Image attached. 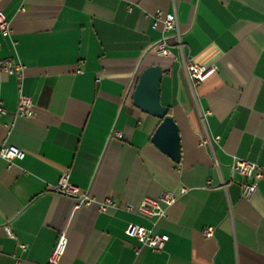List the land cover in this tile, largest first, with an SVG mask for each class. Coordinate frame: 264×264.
I'll use <instances>...</instances> for the list:
<instances>
[{"label": "crops", "instance_id": "obj_1", "mask_svg": "<svg viewBox=\"0 0 264 264\" xmlns=\"http://www.w3.org/2000/svg\"><path fill=\"white\" fill-rule=\"evenodd\" d=\"M0 9L12 30L0 31V59L24 66L21 78L0 70V144L12 122L7 140L25 152L10 164L0 156V264H45L60 230V264H264V0H0ZM157 9L176 12L182 49L174 30L152 25ZM161 38L169 55L154 50ZM183 55L217 70L192 86ZM152 64L179 126V162L151 142L159 119L132 101L135 73ZM20 93L35 105L30 118L13 115ZM205 136L211 144L200 145ZM237 158L261 166L250 199ZM65 172L115 205L76 208L54 190ZM163 190L177 196L164 216L125 209ZM131 222L167 234L163 248L128 236Z\"/></svg>", "mask_w": 264, "mask_h": 264}, {"label": "built area", "instance_id": "obj_2", "mask_svg": "<svg viewBox=\"0 0 264 264\" xmlns=\"http://www.w3.org/2000/svg\"><path fill=\"white\" fill-rule=\"evenodd\" d=\"M158 22H162L163 29L175 31L174 45L182 49V41L180 39V33L178 30V18L176 12H166L157 9L152 16V25L156 26ZM0 31L6 34H11L10 22L7 20L5 13L0 9ZM171 43L166 38H161L155 45L154 50L160 55H169L171 53ZM183 66L189 77L192 86L199 84L213 74L217 67L214 63L201 64L193 60L189 55H183ZM23 64L20 61H14L12 58L0 59V70L14 73L19 78L22 77ZM6 113V108L0 105V114ZM35 114V105L32 98L26 94L20 93L17 101L16 108L13 112L14 117L20 116L24 118H30ZM13 123L7 124L6 134L10 133ZM7 135L0 144V156L4 158L8 164L13 159H22L25 156L24 150L18 146L9 143ZM119 135V134H118ZM214 140H218V136L214 137ZM212 138L205 136L201 138L200 145L211 144ZM232 169L240 173L244 177V181L241 184V194L244 198L250 199L255 192L259 179L262 176L261 166L257 163L244 159L237 158L232 163ZM54 190L64 195L70 196L75 201V207L78 208L84 204L96 203L97 208L100 211L106 210L108 206H114L110 198L104 200H96L89 193L81 191L80 188L69 181V175L67 172L63 173L57 183L54 186ZM177 199L175 193L171 190H163L157 196L145 195L137 206L133 204H126L125 209L128 211H134L142 217L155 220L166 214L167 208L172 205ZM7 234L13 236L8 226H5ZM213 226H207L203 228L202 233L206 237L213 235ZM126 234L130 237L136 238L142 245L148 246L153 251L161 250L168 240V235L159 232H153L151 229L138 224L129 223L126 228ZM68 237L65 230L58 232L57 238L53 245V248L47 258L45 264H60L62 257L65 254L67 247ZM20 247H24L20 244ZM139 249H136L138 253ZM15 264H20V260H16Z\"/></svg>", "mask_w": 264, "mask_h": 264}, {"label": "water", "instance_id": "obj_3", "mask_svg": "<svg viewBox=\"0 0 264 264\" xmlns=\"http://www.w3.org/2000/svg\"><path fill=\"white\" fill-rule=\"evenodd\" d=\"M163 69L159 64L144 67L136 76L132 91L133 104L155 116L159 123L151 135V142L174 162L181 159L179 126L168 107L160 100V84Z\"/></svg>", "mask_w": 264, "mask_h": 264}, {"label": "trees", "instance_id": "obj_4", "mask_svg": "<svg viewBox=\"0 0 264 264\" xmlns=\"http://www.w3.org/2000/svg\"><path fill=\"white\" fill-rule=\"evenodd\" d=\"M168 113H170L171 114V112H170V109L168 108Z\"/></svg>", "mask_w": 264, "mask_h": 264}]
</instances>
